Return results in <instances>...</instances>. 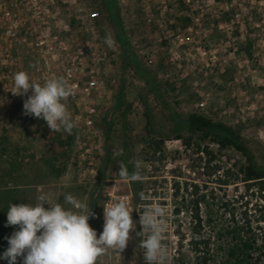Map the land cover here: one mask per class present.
Instances as JSON below:
<instances>
[{
	"label": "rangeland",
	"instance_id": "rangeland-1",
	"mask_svg": "<svg viewBox=\"0 0 264 264\" xmlns=\"http://www.w3.org/2000/svg\"><path fill=\"white\" fill-rule=\"evenodd\" d=\"M116 1L127 40L144 68L164 85L170 107L224 121L240 132L257 160L264 163V23L258 26L262 22L264 3L252 0ZM104 2L83 0L85 16L89 11H100L99 34L104 42L106 36L112 38L113 44L108 47L115 53L108 89L110 99L98 101L103 113L99 126L104 133V149L98 155L96 172L81 170L75 142L54 146L55 142L51 141L62 130L51 132L42 119L26 116L24 102L14 107L0 104V141L3 129H7L12 143L8 155L14 158H3L0 149V190L14 191L17 204H35L43 193H50L53 203L63 204L65 195L70 193L86 206V213L91 194L96 191L98 212L94 227L98 236L104 226L103 206L109 202L124 197L136 222V211L147 206L160 207L166 213L174 209L176 200L183 203L182 194L177 199L174 197L173 174L182 172L184 179L191 180L195 171H202L201 179L212 181L216 175L204 172L208 157L198 149L213 153L214 163L240 161L236 152L221 151L200 136L192 139L193 149L185 150L151 84L126 59ZM241 46L251 47L252 56L241 50ZM121 91L125 98L123 104L118 97ZM105 118L114 121L108 134ZM127 146L137 172L145 176L141 200L135 198L130 179L118 175L119 158ZM158 146L160 152L155 153ZM109 155L113 160L107 164ZM103 166L106 168L104 180L100 179ZM98 183L103 185L98 187ZM212 187L210 184L207 189ZM224 190L217 188L216 191L224 193ZM227 190L232 198L247 195L252 211L262 203L243 184L231 185ZM236 205L241 207V203ZM158 219L166 226L162 259L158 264H172L178 239L168 220L164 216ZM134 227L126 249L122 252L108 249L98 257L97 264H145L144 250L139 247V231ZM145 234L147 237L149 233L145 231ZM0 264L7 263L0 261Z\"/></svg>",
	"mask_w": 264,
	"mask_h": 264
},
{
	"label": "trees",
	"instance_id": "trees-1",
	"mask_svg": "<svg viewBox=\"0 0 264 264\" xmlns=\"http://www.w3.org/2000/svg\"><path fill=\"white\" fill-rule=\"evenodd\" d=\"M105 9L113 19L118 40L122 45L126 59L132 62L139 72L143 74L152 86L159 102H161L169 113L173 129L177 132V139L183 141L185 150L193 149L191 143L196 136L209 140L222 150H231L240 155V161L230 160L229 163H214L210 151L204 149L199 152L206 153L207 161L204 172L215 176L212 181L201 179L202 171H195V177L191 180L184 179L182 172L174 176V197L180 194L183 203L175 201L172 211L166 212L164 217L172 226L173 233L177 237L176 248L172 255V264H264V163H260L251 147L242 137L240 132L222 120H216L200 112L182 113L170 107L165 99L166 91L163 84L152 75L140 63L132 46L126 38L122 14L116 0H105ZM249 56H252L251 47L241 46ZM168 84V83H167ZM166 86V85H165ZM119 102L123 104L124 93H119ZM73 118L75 107L71 102H65ZM108 124L107 134L112 130L114 121L105 118ZM64 132V133H63ZM51 140H49L50 142ZM51 142L54 146L71 145L75 142V130L71 133L63 131L59 137ZM108 142V141H107ZM165 141L162 142L164 144ZM12 147L7 129H3L0 141L1 156L9 157L8 152ZM161 147L155 149L160 152ZM112 156H107L105 163L112 162ZM120 167L126 168L128 179L137 200L143 197L145 188L143 174H139L135 168L128 146L119 158ZM106 168L101 167L100 179L104 180ZM136 175L137 179L130 177ZM213 186L208 190V186ZM243 184L247 192L257 195L262 203L256 205L255 211L250 209V200L247 195L232 198L228 193L231 185ZM98 183L96 186H102ZM217 188L224 193L217 192ZM14 191L0 190V253L7 247L6 237H10L15 230L14 227H6V212L11 204L17 202ZM183 192V193H181ZM147 194V193H146ZM188 197V199H186ZM98 192L93 191L88 213L94 212L95 218L89 220L90 226L95 229L94 223L97 217ZM236 203H241L238 207ZM145 208L136 211V223L139 233L142 227L139 224L140 215ZM96 230V229H95ZM169 232V231H168ZM149 235V234H148ZM147 235V236H148ZM140 240L146 239L145 232L139 235ZM165 242V239H162ZM7 263V261H5ZM143 264V262L141 263Z\"/></svg>",
	"mask_w": 264,
	"mask_h": 264
},
{
	"label": "built area",
	"instance_id": "built-area-1",
	"mask_svg": "<svg viewBox=\"0 0 264 264\" xmlns=\"http://www.w3.org/2000/svg\"><path fill=\"white\" fill-rule=\"evenodd\" d=\"M84 12L83 0H0V104L19 106L31 95L10 92L16 72H27L37 83L64 78L72 87L64 102L75 107L81 170L96 172L104 149L98 101L110 99L115 53L99 34L100 11ZM260 19L258 26L264 23V11Z\"/></svg>",
	"mask_w": 264,
	"mask_h": 264
},
{
	"label": "clouds",
	"instance_id": "clouds-1",
	"mask_svg": "<svg viewBox=\"0 0 264 264\" xmlns=\"http://www.w3.org/2000/svg\"><path fill=\"white\" fill-rule=\"evenodd\" d=\"M105 43L113 44L110 36ZM13 95H27L23 108L26 116L42 119L51 132L71 133L76 122L64 102L71 94L72 87L62 77H55L37 83L25 71L13 76ZM139 167V163H137ZM118 175L128 178L126 168ZM131 179H137L132 175ZM143 198V197H142ZM48 207H45V206ZM86 206L74 195L67 194L64 202L53 203L50 193L37 197V203H14L6 212V227L17 230L6 237L8 247L0 253V261L7 264H97L98 257L108 249L122 252L128 246L131 233L137 224L134 222L129 205L124 197L103 206L104 226L99 234L89 220L95 213H86ZM164 210L147 206L140 215L141 235L147 231L146 239H141L145 264H158L162 259V239L165 224L162 219Z\"/></svg>",
	"mask_w": 264,
	"mask_h": 264
}]
</instances>
